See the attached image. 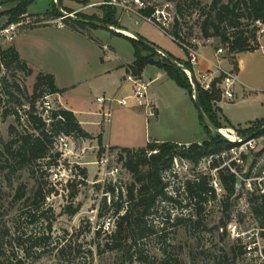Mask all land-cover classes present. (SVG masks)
<instances>
[{
    "label": "rangeland",
    "instance_id": "374dc122",
    "mask_svg": "<svg viewBox=\"0 0 264 264\" xmlns=\"http://www.w3.org/2000/svg\"><path fill=\"white\" fill-rule=\"evenodd\" d=\"M178 1L149 0L161 8L167 3L170 4V10L175 13L176 18ZM212 1L194 0L195 4L191 6L182 5V13H178L183 37L181 45L158 25L140 19L134 13L117 9V17L120 24L123 22L126 30L132 31L133 34L141 32L159 49L176 59L187 61L185 51L192 53L188 48L208 50L214 54L222 47L224 51L221 56L230 60L226 46L218 38L209 40L202 38L201 35L199 27L203 18L201 13L203 9L208 11ZM104 2L105 0L89 10H83L84 5L80 2L74 1V6L82 9L78 11L79 13L102 15L101 5ZM17 3L7 2L0 6V11H7ZM50 5L51 0H34L28 9L29 12L40 13L47 10ZM66 9L70 10L73 16L78 13L74 12V9ZM260 27L263 28L262 25ZM261 33L260 30L259 35ZM12 44L13 42L0 38L2 48L6 49ZM252 58L255 62L256 83H252V87L246 88L244 92L236 88L238 94L235 98L223 99L219 104L222 112L219 115L222 129H234L240 136H243L248 128L253 127L257 118L264 117V58L261 54H254ZM194 75L196 78L197 75L195 73ZM145 76L152 80L149 90L158 96L161 109L160 125H154L155 121H152L150 128L146 130L143 120H138L135 124L128 123L127 126L118 129L113 127L114 135L120 144L144 146L146 135L153 134L158 127L166 140L180 138L192 142L206 140L208 136L206 130L196 121L197 109L186 91L155 66H147ZM196 81L198 82L197 78ZM34 83V77L26 76L14 65L1 68L0 229L9 233L7 240L14 249L10 252L18 253L21 258L24 257V252L17 245L15 237L43 238L40 242V252H32L31 257L23 259V264H60L56 250L64 245L71 247L66 256L68 264H219L221 261H226V264H264V257L259 254V251L264 249V238L258 235L259 221L254 219L250 212L245 189L239 187L237 190L239 196L231 198L229 221L220 203L227 195L226 192L219 193L215 200L210 199L209 202L202 204L203 210L199 215H195L193 212L195 210L187 206L189 200L183 186L187 181L196 180L204 174L213 177L209 159H203L198 165L181 157L174 159L173 169L164 175L165 180L169 181L167 195L173 200H161L157 203L153 214L145 223V232L134 241L129 240L126 250L110 249L106 243L112 241L111 235H114L117 225L113 200H121L126 204L124 192L134 178L122 164V171L115 185L124 195H121L120 199V195L106 194L108 176L104 182L101 181L104 176L102 164L99 163L105 148L103 145L104 150L101 152L97 136L93 139H79L59 135L50 156L39 160L36 165L10 174L8 165L11 164V160L4 151V144L12 138L17 139L20 132L30 130L24 120V111L31 107ZM35 108L49 122L51 111L58 109L59 106L51 95H46L36 102ZM14 110L21 115L22 125L18 124L13 113L5 116L7 111ZM122 111L124 110L117 111L115 117L123 113ZM12 126L15 127L13 132L10 131ZM214 134L226 139L216 131H213ZM64 141L69 144L67 149L62 146ZM181 146L178 144V149ZM109 148L113 152V157L107 165V172L115 162L120 163L115 155L122 153L120 147ZM57 153L59 156H56ZM81 169L87 170V176L81 174ZM31 170L35 171L34 175ZM22 191L24 196H19ZM38 192L37 202L31 204L33 200L28 198H33ZM73 193L75 196H72ZM67 207L77 208L78 211L70 215ZM29 211L36 212V220H31L27 216ZM106 220L112 222L108 228L105 226ZM225 222L226 227L223 225ZM49 223L52 224L51 230ZM245 243L252 244L251 254L246 252Z\"/></svg>",
    "mask_w": 264,
    "mask_h": 264
},
{
    "label": "trees",
    "instance_id": "16d2710c",
    "mask_svg": "<svg viewBox=\"0 0 264 264\" xmlns=\"http://www.w3.org/2000/svg\"><path fill=\"white\" fill-rule=\"evenodd\" d=\"M33 1L34 0H17L18 3L15 7L2 12L0 16L7 15L9 17L6 24L18 22L25 17L27 9ZM90 1L91 0H81L79 2L86 5L90 3ZM108 1L110 0H105L104 4L101 5L102 15H88L78 12L76 13V17L108 24L119 30H126L119 22L117 8L108 4ZM59 2L62 4L63 0H59ZM185 4L191 6L195 4V2L194 0H179L176 4L178 13H182V5ZM62 8L68 13H71V11L65 7L62 6ZM152 11L153 8L148 7L142 10V13L144 15H150ZM178 13L176 12L177 18L175 17L172 29L168 34L181 45L180 42L183 37ZM44 15L55 18L62 16L55 2L52 10L44 13ZM201 15L203 18L199 27L202 38H218L219 41L226 46L234 70H238L237 57L239 54L243 52H253L259 49L260 44L258 38L261 30L260 25L264 26V0H228L227 2L213 0L208 11L203 9ZM37 17L40 16L38 15ZM63 22L71 29L82 33L88 28H102L113 31V29L85 23L71 17L63 18ZM117 34L127 38L134 47L135 60L133 63L129 64L128 67L133 70L135 75H141L144 69L149 65L155 66L163 70L169 78L184 89L194 103V87L185 70L177 67L163 54L142 44L136 38L119 32H117ZM185 52L188 57L187 61L176 59L171 54L169 55L174 57L178 63L183 64L186 69L194 74L191 54L187 51ZM11 65H14L15 68L23 72L26 76H31L33 73V70L20 57L14 46H9L6 49L0 46V71L2 67H10ZM220 80L221 76L213 82L211 90L203 89L197 82L201 107L218 128L223 127L219 116L221 115V109L217 106V103L222 100L221 91L217 88V83ZM62 91V89L57 88L55 85V79L52 74L39 72L36 75L33 95L31 96L33 101L30 105L31 107L24 111V120L27 126L30 127V130L26 129V131L20 132L17 139L12 138L4 144V151L9 155L11 160V164L8 165L10 174L36 165L39 160L50 156V151L59 135L63 134L79 139L94 138L81 126L76 115L70 110L59 107L51 111L48 118L49 122L37 112L35 105L40 98L46 95L61 93ZM8 113H13L18 124L22 125L23 120L18 111H7L5 116H7ZM198 120L208 135L207 139H204L200 143H192L188 147L182 145L180 149H178V144L174 142L152 141L148 142L145 147L138 149L121 148L122 154L119 160L128 173L133 176L134 180L127 187V191L124 192L126 204H123L121 200H113L112 206L114 207V213L117 215V225L114 235H111L112 241L106 243V246H109L110 249L126 250L129 240L134 241L137 236L145 232V223L153 214L157 207V203L161 200H173L172 197L167 195L169 181L165 180L164 175L173 169L174 159L176 157H181L194 165H198L203 159H209L210 157L219 155L218 159L213 158V161L210 163L209 166L211 169L219 167L224 163L225 159L221 157V154L228 151L234 144L230 143L219 134L213 135V130L206 125L199 113ZM263 126L264 119L256 120L253 127L244 131V135H246V133H253ZM14 130L15 127L12 126L10 131L13 132ZM256 135L264 136V128L259 129ZM97 140L101 147V152H103L104 148L101 135L97 136ZM56 156H59V154L57 153ZM31 171L34 175L35 171ZM81 174L87 176V170L81 169ZM218 176L224 187V192L227 194L220 203L223 207V213L229 221L230 215L228 211L231 208L230 200L232 197L237 198L239 196L237 195V178L226 166L218 170ZM211 181L212 177L208 174H204L196 180L187 181L183 186L184 192L189 200L187 206L195 210L193 211L195 215L201 214L203 210L202 204L209 202L210 199L215 200L217 197L216 191L211 185ZM118 188V186L108 183L106 186V194L112 196L120 195L121 199V195L124 194L120 192ZM20 189L22 190L21 187ZM19 196H24L23 191ZM38 196L39 192L34 195L33 198L29 197L28 200H33L31 204H35ZM72 196H75L74 193ZM247 199L251 214L254 219L259 221L258 224L263 226L264 198L259 195H248ZM197 205L200 206L197 207ZM67 211L70 215H74L77 213L78 209L67 207ZM27 216L30 217L31 220L37 219L36 212L33 213L29 211ZM49 218L50 217H47V219ZM227 222L223 224L225 227ZM48 226L51 230L52 224L49 223ZM8 234V232L0 229V264H23V259L31 257L32 252H40V242L43 240L42 237L35 239L33 237H28L23 239L21 236H17L15 237V241L17 245L22 248L24 257L21 258L18 256V253H11L10 251L14 249L10 241L7 240ZM260 234L264 237V231L260 232ZM70 248V246L65 245L57 248L56 255L60 264H68L66 256ZM227 259L228 258H226V260ZM219 264H226V261H221Z\"/></svg>",
    "mask_w": 264,
    "mask_h": 264
},
{
    "label": "crops",
    "instance_id": "0c3cea01",
    "mask_svg": "<svg viewBox=\"0 0 264 264\" xmlns=\"http://www.w3.org/2000/svg\"><path fill=\"white\" fill-rule=\"evenodd\" d=\"M74 1L79 2L81 0H63L62 6L74 9V12L82 11L81 8L74 6ZM102 1L91 0L90 3L84 5L83 10L94 9ZM54 2L55 0H51L50 7L44 12L34 13L29 12V9H27L25 17L44 16L43 18L46 22L39 25L26 26L16 35L11 46L16 48L20 57L33 70L32 77L35 78L39 72L49 73L54 76L55 85L63 91L53 94L51 97L54 98L60 108L72 111L81 126L93 137L101 135L104 146L140 148L145 147L148 142L152 141H168L180 145L200 143L182 140L183 138L166 140L162 137L158 127L153 134L146 135L144 146L121 145L114 135L113 127L118 129L121 126H127L128 123L135 124L138 120H143L146 130L148 127L150 128L152 121H155L154 125H160V104L158 96L149 90L152 80L146 78V68L142 76L149 83L148 100L157 109L155 120L147 118V111L144 107L135 105L126 108L115 107L112 110L111 117L107 118L104 117L106 106L97 101L98 97L113 95L122 97L131 93L132 86L130 83L125 82L124 79L127 71L126 67L135 60L134 47L127 38L117 34V32L123 34H125L124 32H129L131 35H125L134 37L133 32L117 29L112 31L102 28H88L83 33L75 31L64 24L63 16L55 18L44 15V13L52 10ZM4 11H0V14ZM7 21L8 16L1 15L0 27L5 26ZM121 24L124 27L123 22ZM135 34L150 42L149 38L141 32L137 31ZM258 41L260 44L259 49L253 52H243L237 57L238 79L234 86L235 96L238 94L236 88L238 91L242 90L244 92L246 88L250 89L249 87H252V83H256L255 62L252 57L254 54H261L264 58V31L259 35ZM104 45L107 46V50L103 48ZM194 51L196 56H194L193 69L196 75L208 70L215 73V75H219L218 66L223 70L233 69L231 61L222 57L216 51L214 54L208 50ZM220 102L217 104L218 107ZM120 110H124L122 111L123 113L115 117L116 112ZM260 119H264V117L256 120ZM196 121L200 125L198 111Z\"/></svg>",
    "mask_w": 264,
    "mask_h": 264
},
{
    "label": "built area",
    "instance_id": "2783aa9c",
    "mask_svg": "<svg viewBox=\"0 0 264 264\" xmlns=\"http://www.w3.org/2000/svg\"><path fill=\"white\" fill-rule=\"evenodd\" d=\"M107 3L115 6L117 9H121L128 13H134L140 19L158 25L166 33L170 32L174 24L175 13L170 10L171 5L168 3L163 8L150 3L149 0H110ZM148 7H152L153 11L150 15H144L142 10L147 9ZM63 18L64 17H62V19ZM45 22L46 21L43 17H26V19H22L18 22L8 23L0 29V38L4 39V41L13 42L16 35L26 26L39 25ZM263 31L264 26L261 29V32ZM103 48L105 50L108 49L105 45ZM188 49L192 52L191 61L193 63L196 53L192 48ZM223 51L224 49L219 47L217 53L222 54ZM126 70L124 80L132 86L130 94L122 97L113 95L109 97L103 96L97 98V101L100 104L106 106L104 117H111L112 110L115 107H128L135 105L144 107L147 111V118L154 119L157 116V109L147 97L149 87L148 81L142 76V74L135 75L130 67L127 66ZM217 70L220 71L219 75H215V73L211 71H205L198 73L196 78L203 89L211 90L213 82L221 76V80L217 83V88L221 91L223 99L232 100L235 97L234 86L238 79L237 71L234 70V68L223 70L220 66L217 67ZM186 73L188 74V72ZM263 128L264 126L259 129ZM259 129L253 133H248L243 136L237 135L234 129L224 130L219 128V130L216 131L217 133L225 136L227 141L234 144V146H232L228 151L221 154V157L225 159L224 163L219 167L212 169L213 177L211 185L215 189L217 195L224 192V187L218 176V170L226 166L236 175L237 190L240 187L246 190L247 195H259L264 198V136L256 135ZM62 146L67 149L69 144L64 141V143L62 142ZM104 148L105 151L99 161V163L102 164V174L104 176L101 181L104 182L105 178L108 176V182L115 185V183H117V177L122 171V163L115 162L111 170L107 172V165L113 157V152L110 150L109 146H104ZM121 154L115 156L120 158ZM213 158L218 159L219 155L210 157L209 164L213 161ZM111 223L112 222L110 220H106L105 226L108 228L111 226ZM233 227L235 228L236 226L233 225ZM262 231H264V225H258V235L260 237H262L260 234ZM239 237L240 236H238V238ZM253 244L255 245V242ZM251 245V243L244 244L248 254H251ZM259 254L264 257V249L260 250Z\"/></svg>",
    "mask_w": 264,
    "mask_h": 264
},
{
    "label": "water",
    "instance_id": "95a60500",
    "mask_svg": "<svg viewBox=\"0 0 264 264\" xmlns=\"http://www.w3.org/2000/svg\"><path fill=\"white\" fill-rule=\"evenodd\" d=\"M10 1H17V0H0V6L7 3V2H10ZM55 2L57 3V8H58V11L62 14V16L64 18L66 17H71V18H75L79 21H82V22H85V23H89V24H94V25H97V26H100V27H103V28H108V29H117L113 26H110L108 24H104V23H101V22H98V21H93V20H84L82 18H79V17H76V16H73L72 14L66 12L65 10H63L62 8V4L59 2V0H55ZM119 30V29H117ZM134 35V38H136L137 40H139L142 44L158 51L159 53L163 54L165 57H167V59L175 64L177 67L185 70L186 72H188V75H189V78H190V81L194 87V95H193V99H194V103H195V106L197 108V111L198 113L200 114L201 118L203 119V121L206 123L207 126H209L213 131H218L219 128L211 121V119L208 117V115L205 113V111L202 109L201 107V104H200V100H199V94H198V84H197V81L195 79V76L194 74L185 68V66L183 64H180L178 63L174 57H172L171 55L165 53L164 51H162L161 49H159L156 45H154L153 43L149 42L148 40L136 35V34H133Z\"/></svg>",
    "mask_w": 264,
    "mask_h": 264
},
{
    "label": "bare ground",
    "instance_id": "6f19581e",
    "mask_svg": "<svg viewBox=\"0 0 264 264\" xmlns=\"http://www.w3.org/2000/svg\"><path fill=\"white\" fill-rule=\"evenodd\" d=\"M125 34H127V35H131V33H129V32H124ZM225 132V131H224Z\"/></svg>",
    "mask_w": 264,
    "mask_h": 264
}]
</instances>
